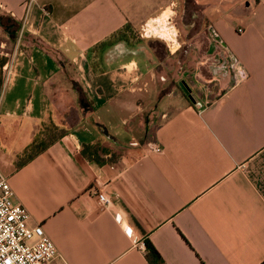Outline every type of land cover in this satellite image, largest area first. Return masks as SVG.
<instances>
[{
	"label": "crops",
	"instance_id": "crops-1",
	"mask_svg": "<svg viewBox=\"0 0 264 264\" xmlns=\"http://www.w3.org/2000/svg\"><path fill=\"white\" fill-rule=\"evenodd\" d=\"M1 19L0 173L48 264H148L146 241L163 264L264 263V0H0ZM213 48L247 78L213 82ZM48 122L63 135L16 166Z\"/></svg>",
	"mask_w": 264,
	"mask_h": 264
},
{
	"label": "built area",
	"instance_id": "built-area-1",
	"mask_svg": "<svg viewBox=\"0 0 264 264\" xmlns=\"http://www.w3.org/2000/svg\"><path fill=\"white\" fill-rule=\"evenodd\" d=\"M242 31V27L236 29L238 34ZM164 43L168 49L172 46L170 41ZM19 54H13L5 66V84L12 78ZM209 59V73L213 78L228 77L232 85L247 78L246 71L232 55H224L213 48L209 52ZM149 149L154 153L161 152L156 145H149ZM12 196L7 178L0 173V264H48L57 255L54 244L40 225H29L27 211L20 203H13ZM96 201L102 207L108 203L102 193L96 194ZM124 232L129 235L128 230ZM138 246L140 250L144 249L141 243Z\"/></svg>",
	"mask_w": 264,
	"mask_h": 264
},
{
	"label": "trees",
	"instance_id": "trees-1",
	"mask_svg": "<svg viewBox=\"0 0 264 264\" xmlns=\"http://www.w3.org/2000/svg\"><path fill=\"white\" fill-rule=\"evenodd\" d=\"M130 31H131L130 26L127 24L124 25L120 30H117L116 32L111 34L107 39L99 42L94 47H92L91 51H96L97 55H95V57L99 59L98 55L103 48L109 47L112 44L116 42H120V41L128 42L130 38L127 35V33ZM47 124L48 125L45 128V133L49 136L48 139L39 148L35 149L36 146L39 145L40 140H38V137L36 138L34 137L31 143L29 144L28 148L24 150V152L20 156H18L17 158L18 161L16 162L17 164L16 166H19L22 162L29 161L34 156H36L38 153L43 151V149H45L48 145L55 142L59 137H61V135H63L62 131H60L54 124H52L51 122H48ZM53 133L55 134L54 136H52ZM80 152L83 156H86V154L88 155V152H92L93 154L92 157H87V158L89 160L92 159L93 161L97 163L99 162V159L96 156V145L95 146H92V145L82 146V149L80 150ZM143 245H144V251H145L144 257L148 264H163L160 256L157 254V252L154 250V248L151 246L149 242L146 241L144 242Z\"/></svg>",
	"mask_w": 264,
	"mask_h": 264
},
{
	"label": "rangeland",
	"instance_id": "rangeland-1",
	"mask_svg": "<svg viewBox=\"0 0 264 264\" xmlns=\"http://www.w3.org/2000/svg\"><path fill=\"white\" fill-rule=\"evenodd\" d=\"M0 22L2 23V28L3 29H1L0 28V36H4V38L6 37V35L3 33V31H5V32H7V33H12V30H14V28L16 27L15 26V24H13V25H11L10 26V24H8V23H6L5 22V20L4 19H1L0 20ZM5 29V30H4ZM127 35L128 36H132V38H133V34L131 33V32H128L127 33ZM195 57V56H194ZM97 60L96 59H94L92 62L94 63V62H96ZM196 62L197 63H203L202 65H203V67H205L206 66V69H204V70H209V68H208V66H209V63H210V59H209V53L208 54H206V55H202V56H200V55H198V56H196ZM186 64H188V62L186 63ZM185 69H187V68H185ZM168 73H171L172 74V70H170V71H168ZM188 74H189V71H185L184 72V76L186 75L187 77L185 78L184 76H182V79H187L188 80ZM209 74V73H208ZM210 76V75H209ZM169 78H172V77H169ZM210 78H212L211 76H210ZM173 79V78H172ZM214 79V81L213 82H215V80L217 81V79L216 78H213ZM174 80H179L180 81V79H179V77L177 76V78L176 79H174ZM211 80V79H210ZM212 82V83H213ZM209 83H210V81H209ZM198 90V89H197ZM47 123L46 124H42L41 125V127L38 129V131H37V133H36V135L34 136L35 138L36 137H38V140H40V143H39V145H37L36 146V148L35 149H37V148H39L47 139H48V135L45 133V128L47 127ZM54 132H56V131H54ZM55 134L53 133L52 134V136H54Z\"/></svg>",
	"mask_w": 264,
	"mask_h": 264
},
{
	"label": "water",
	"instance_id": "water-1",
	"mask_svg": "<svg viewBox=\"0 0 264 264\" xmlns=\"http://www.w3.org/2000/svg\"><path fill=\"white\" fill-rule=\"evenodd\" d=\"M182 90H183L184 93H187V92L184 90V88H182Z\"/></svg>",
	"mask_w": 264,
	"mask_h": 264
}]
</instances>
